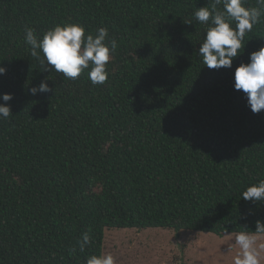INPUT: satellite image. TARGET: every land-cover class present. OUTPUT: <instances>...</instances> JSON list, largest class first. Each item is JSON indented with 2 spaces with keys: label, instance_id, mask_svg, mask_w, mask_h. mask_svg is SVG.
Listing matches in <instances>:
<instances>
[{
  "label": "trees",
  "instance_id": "1",
  "mask_svg": "<svg viewBox=\"0 0 264 264\" xmlns=\"http://www.w3.org/2000/svg\"><path fill=\"white\" fill-rule=\"evenodd\" d=\"M223 3L0 0V96H13L0 118V264H86L110 229L255 233L264 201L241 193L264 180V112L233 74L264 47V0H242L260 22L232 68L208 69L198 49L209 25L193 13ZM70 23L116 40L103 84L31 56L26 28L40 39ZM42 82L52 91L32 96Z\"/></svg>",
  "mask_w": 264,
  "mask_h": 264
},
{
  "label": "clouds",
  "instance_id": "2",
  "mask_svg": "<svg viewBox=\"0 0 264 264\" xmlns=\"http://www.w3.org/2000/svg\"><path fill=\"white\" fill-rule=\"evenodd\" d=\"M260 15L256 10L245 8L242 0H224L222 13L213 14L207 7L195 10V21L209 25L198 49L203 64L208 69H231L233 61L243 54L244 38L260 22ZM229 20L234 22V26ZM107 38L108 29L105 27L97 29L95 36H86L85 29L76 23L57 25L40 39H37L34 29L24 30V40L30 46L31 56L44 66L45 71H55L75 80L90 68L88 78L94 85L106 81V65L118 47L115 39L106 43ZM6 71L0 67V76ZM233 81L234 90L244 94L250 111L254 115L264 112V47L249 53L248 62L235 69ZM51 91L44 82L38 88L29 89L32 96ZM12 99L8 93L0 96L3 101L0 103V118L6 119L11 115L8 102ZM241 200L253 204L264 201V180L247 186L241 193ZM259 233H264V222L261 221H257L255 233L247 230L235 233V245L239 246L241 253L235 257L234 264H260V253L254 247V234ZM84 242H89L88 235L84 236ZM86 264H115V260L111 254L92 255Z\"/></svg>",
  "mask_w": 264,
  "mask_h": 264
},
{
  "label": "rangeland",
  "instance_id": "3",
  "mask_svg": "<svg viewBox=\"0 0 264 264\" xmlns=\"http://www.w3.org/2000/svg\"><path fill=\"white\" fill-rule=\"evenodd\" d=\"M254 247L264 264V235H254ZM241 253L235 234L222 237L210 233L165 229L107 230L104 255L115 264H234Z\"/></svg>",
  "mask_w": 264,
  "mask_h": 264
}]
</instances>
